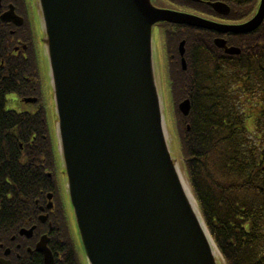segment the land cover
Instances as JSON below:
<instances>
[{"label":"water","instance_id":"obj_1","mask_svg":"<svg viewBox=\"0 0 264 264\" xmlns=\"http://www.w3.org/2000/svg\"><path fill=\"white\" fill-rule=\"evenodd\" d=\"M36 5L58 147L89 263L219 264L172 152L155 81L152 29L169 22L252 33L264 22V0L257 15L241 26L159 9L151 0H36ZM212 7L220 14L230 11L221 3ZM1 19L23 24L12 5ZM216 44L228 54L240 53L222 40ZM179 108L188 116L190 101Z\"/></svg>","mask_w":264,"mask_h":264},{"label":"trees","instance_id":"obj_2","mask_svg":"<svg viewBox=\"0 0 264 264\" xmlns=\"http://www.w3.org/2000/svg\"><path fill=\"white\" fill-rule=\"evenodd\" d=\"M167 1L175 9L216 17L206 5ZM215 1L231 6L232 21L250 16L260 2ZM11 2L26 8V0ZM33 34L31 25L15 29L0 20V220L24 219L52 192L53 225L73 255L77 249L59 192L51 114L44 101L23 102L43 95ZM165 35L170 54L187 41V71L169 62V97L178 158L205 224L225 264H264V24L252 35L228 37L242 50L232 57L214 47L210 32L165 26ZM21 40L30 45L27 53L14 50ZM10 95L21 109L7 107ZM185 99L191 101L188 117L178 110Z\"/></svg>","mask_w":264,"mask_h":264},{"label":"flooded vegetation","instance_id":"obj_3","mask_svg":"<svg viewBox=\"0 0 264 264\" xmlns=\"http://www.w3.org/2000/svg\"><path fill=\"white\" fill-rule=\"evenodd\" d=\"M7 1H2L3 8L6 7V9H2V14L8 11L11 4ZM207 2V0L197 1L199 4L208 6ZM197 16L211 20L214 23L237 24L226 22L224 19H212L211 16ZM11 33L15 34L16 31L11 29ZM210 33L215 38L213 42L225 37L214 32ZM225 41L228 47H235L229 44V39L228 41L225 39ZM21 50L22 48L19 52ZM48 199L49 196L44 204L36 202L35 209L20 221L3 222L0 220V264H84L76 250L73 255H70L68 245L66 246L63 237L61 240V236L57 234V230L53 225V216L57 211L55 196L53 199L54 207ZM0 217H3L1 213Z\"/></svg>","mask_w":264,"mask_h":264},{"label":"rangeland","instance_id":"obj_4","mask_svg":"<svg viewBox=\"0 0 264 264\" xmlns=\"http://www.w3.org/2000/svg\"><path fill=\"white\" fill-rule=\"evenodd\" d=\"M152 3L157 6V7H162V2H165L164 0H151ZM34 1L33 0H27L26 1V6L28 8L29 12V22L32 27L33 31V37H34V42L35 45H33V48L36 52L37 55V64L39 68V74L41 77V87H42V94H43V99H44V106L47 111V115L49 113L51 116H48L49 124L50 127H52L53 123V117H52V112L53 108H51V103L53 102V87L51 83V75H50V66H49V60L45 51V46H44V38H43V30L42 26H40V20L39 16L35 11V8H33ZM187 13L190 14H197L194 11H187ZM26 43L24 41L21 42L19 45L20 48H22ZM152 49H153V57L155 61V66H156V83L159 88L161 85V91H162V96L163 99L166 102V121L168 124V130L170 133L171 138L174 139L172 142V150L173 154L175 157H177V149H176V136H175V124H176V119L174 115L172 114L170 108H169V81L167 79V58H166V49H165V37L162 33V28L160 25L157 27L154 26L152 29ZM49 106V108H48ZM7 107L9 109H21V104L17 101L15 95H10L8 97V102H7ZM51 109V110H50ZM55 128L56 122H54ZM61 161V158H60ZM60 161H56V172H57V179L59 186L61 188V193L65 194L66 196V201L69 205V197L67 194V185H66V180L63 174V166ZM68 217L70 220V224H72V230L75 231V226L73 223H75V218L72 209H68ZM74 236V235H73ZM76 237L78 241L79 235L76 233L74 238ZM76 243V240H75ZM80 254L83 255V246L80 242ZM77 246V244H76ZM78 249V248H77ZM83 259V258H82ZM223 262V261H222Z\"/></svg>","mask_w":264,"mask_h":264},{"label":"bare ground","instance_id":"obj_5","mask_svg":"<svg viewBox=\"0 0 264 264\" xmlns=\"http://www.w3.org/2000/svg\"><path fill=\"white\" fill-rule=\"evenodd\" d=\"M152 2V1H151ZM153 4V3H152ZM153 6H154V4H153ZM217 50H218V47L217 46H214Z\"/></svg>","mask_w":264,"mask_h":264}]
</instances>
